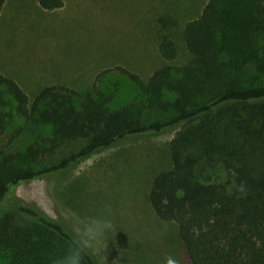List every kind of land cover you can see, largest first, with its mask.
Wrapping results in <instances>:
<instances>
[{"label": "trees", "instance_id": "trees-1", "mask_svg": "<svg viewBox=\"0 0 264 264\" xmlns=\"http://www.w3.org/2000/svg\"><path fill=\"white\" fill-rule=\"evenodd\" d=\"M7 0H0V16ZM61 9L65 0H39ZM177 27L172 17L161 18ZM184 40L190 59L176 64V41L164 37L167 63L145 81L117 66L101 71L87 92L53 84L31 98L0 72V139L20 118L0 149V253L4 264H54L75 239L67 227L16 189L51 176L130 136L183 126L170 143L172 167L154 180L150 201L159 217L179 225L192 264H264V0H208L188 22ZM118 70L140 95L116 106V94L100 87ZM47 130L46 143L26 149L13 144L27 133ZM86 139L78 152L44 168L47 152ZM13 145V146H12ZM241 187L243 191H241ZM84 264H100L88 250Z\"/></svg>", "mask_w": 264, "mask_h": 264}, {"label": "rangeland", "instance_id": "rangeland-1", "mask_svg": "<svg viewBox=\"0 0 264 264\" xmlns=\"http://www.w3.org/2000/svg\"><path fill=\"white\" fill-rule=\"evenodd\" d=\"M207 1L65 0L63 8L49 11L38 0H7L0 16V72L14 78L31 98L53 84L87 92L101 71L117 66L147 81L167 63L159 51L164 37L178 45L176 64L190 59L184 28L200 17ZM167 17L179 25L165 26L161 18ZM99 85L116 94L117 107L140 95V87L118 70ZM23 124L17 118L8 127L0 149ZM183 128L127 137L66 170L20 185L16 195L64 224L75 238L85 217L101 214L110 204L115 230L89 249L100 264H165L169 256L192 264L179 225L161 219L150 201L155 178L172 167L170 143ZM49 138L47 130H37L12 146L24 150ZM86 144V139L69 142L45 153L35 167L59 162ZM5 262L0 253V264Z\"/></svg>", "mask_w": 264, "mask_h": 264}, {"label": "clouds", "instance_id": "clouds-1", "mask_svg": "<svg viewBox=\"0 0 264 264\" xmlns=\"http://www.w3.org/2000/svg\"><path fill=\"white\" fill-rule=\"evenodd\" d=\"M240 190L243 191V188ZM112 215L111 205L105 204L101 214L85 217L76 238L70 243L66 253L56 259L54 264H84L85 256L92 244L109 231L115 230ZM165 264H179V261L169 256L166 257Z\"/></svg>", "mask_w": 264, "mask_h": 264}, {"label": "crops", "instance_id": "crops-1", "mask_svg": "<svg viewBox=\"0 0 264 264\" xmlns=\"http://www.w3.org/2000/svg\"><path fill=\"white\" fill-rule=\"evenodd\" d=\"M38 3H39V0H38Z\"/></svg>", "mask_w": 264, "mask_h": 264}]
</instances>
